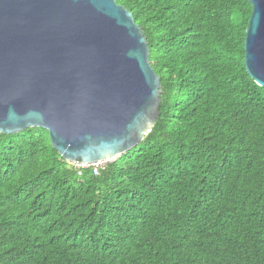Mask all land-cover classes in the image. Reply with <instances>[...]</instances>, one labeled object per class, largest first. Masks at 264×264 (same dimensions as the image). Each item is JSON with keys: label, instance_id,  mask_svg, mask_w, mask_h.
Returning a JSON list of instances; mask_svg holds the SVG:
<instances>
[{"label": "trees", "instance_id": "16d2710c", "mask_svg": "<svg viewBox=\"0 0 264 264\" xmlns=\"http://www.w3.org/2000/svg\"><path fill=\"white\" fill-rule=\"evenodd\" d=\"M159 75L142 141L94 173L0 132V264H264V87L248 0H116Z\"/></svg>", "mask_w": 264, "mask_h": 264}, {"label": "water", "instance_id": "95a60500", "mask_svg": "<svg viewBox=\"0 0 264 264\" xmlns=\"http://www.w3.org/2000/svg\"><path fill=\"white\" fill-rule=\"evenodd\" d=\"M245 69L264 87V0H248ZM159 75L116 0H0V132H48L66 161L114 159L151 130Z\"/></svg>", "mask_w": 264, "mask_h": 264}, {"label": "built area", "instance_id": "2783aa9c", "mask_svg": "<svg viewBox=\"0 0 264 264\" xmlns=\"http://www.w3.org/2000/svg\"><path fill=\"white\" fill-rule=\"evenodd\" d=\"M114 160L113 157H109L108 159L105 160H99L97 162H94L92 164H87V163H81V162H72V164L80 167H85V166H92L93 172L96 173L98 168L103 165L105 162L112 161Z\"/></svg>", "mask_w": 264, "mask_h": 264}]
</instances>
